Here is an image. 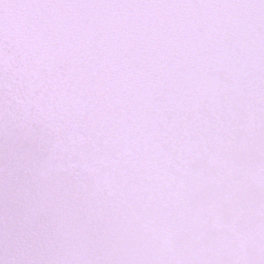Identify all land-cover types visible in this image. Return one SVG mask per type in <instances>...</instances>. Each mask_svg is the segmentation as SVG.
Here are the masks:
<instances>
[{
	"label": "snow or ice",
	"instance_id": "obj_1",
	"mask_svg": "<svg viewBox=\"0 0 264 264\" xmlns=\"http://www.w3.org/2000/svg\"><path fill=\"white\" fill-rule=\"evenodd\" d=\"M0 264H264V0H0Z\"/></svg>",
	"mask_w": 264,
	"mask_h": 264
}]
</instances>
